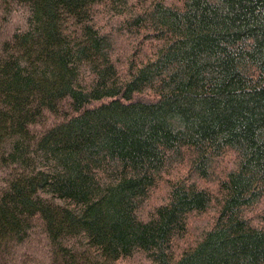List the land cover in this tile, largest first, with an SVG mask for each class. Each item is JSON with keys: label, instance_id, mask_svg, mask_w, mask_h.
<instances>
[{"label": "trees", "instance_id": "trees-1", "mask_svg": "<svg viewBox=\"0 0 264 264\" xmlns=\"http://www.w3.org/2000/svg\"><path fill=\"white\" fill-rule=\"evenodd\" d=\"M0 264H264V0H0Z\"/></svg>", "mask_w": 264, "mask_h": 264}]
</instances>
